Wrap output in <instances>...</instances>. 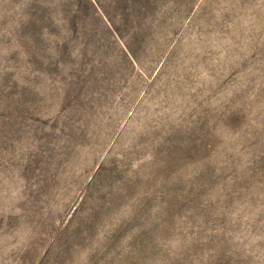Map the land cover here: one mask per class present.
Returning a JSON list of instances; mask_svg holds the SVG:
<instances>
[{
    "label": "rangeland",
    "instance_id": "rangeland-1",
    "mask_svg": "<svg viewBox=\"0 0 264 264\" xmlns=\"http://www.w3.org/2000/svg\"><path fill=\"white\" fill-rule=\"evenodd\" d=\"M0 264H264V0H0Z\"/></svg>",
    "mask_w": 264,
    "mask_h": 264
}]
</instances>
